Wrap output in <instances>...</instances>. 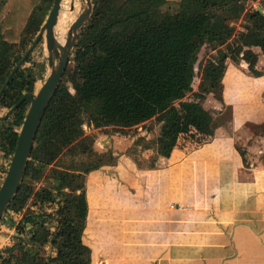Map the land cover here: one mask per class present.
<instances>
[{
	"label": "trees",
	"instance_id": "obj_1",
	"mask_svg": "<svg viewBox=\"0 0 264 264\" xmlns=\"http://www.w3.org/2000/svg\"><path fill=\"white\" fill-rule=\"evenodd\" d=\"M51 1L0 0V90L39 29L33 21L44 19ZM245 1L178 0V9L168 12L163 10L168 0H123L121 12L112 14L106 11L113 0H92L84 44L72 51L74 67L65 71L47 106L20 188L7 210L20 212L33 195L32 183L45 173L53 185L42 197L35 196L43 210L34 213L31 206V213L24 216L29 240L8 247L11 253L16 251L11 257L17 262L5 257L4 264H90V249L82 238L87 215L84 180L87 172L105 162L84 158L94 140L85 133L84 123L130 128L155 117L161 123L155 153L164 157L190 125L212 134V116L202 101L208 93L220 97L227 59L244 60L252 74H261L252 48L259 47L264 54V5L260 12L246 8ZM242 12L244 22L237 30L232 19ZM204 45L225 50L205 60L194 91L195 64ZM28 62L29 57L0 96V109H12L0 119V153L8 161L29 106V99L21 98L25 92L34 93L42 70L41 65L24 66ZM188 94L192 98L186 99ZM254 130L264 133V122ZM65 154L73 157L66 167H50ZM2 180L3 176L0 184ZM55 202L53 214H47Z\"/></svg>",
	"mask_w": 264,
	"mask_h": 264
},
{
	"label": "crops",
	"instance_id": "obj_2",
	"mask_svg": "<svg viewBox=\"0 0 264 264\" xmlns=\"http://www.w3.org/2000/svg\"><path fill=\"white\" fill-rule=\"evenodd\" d=\"M252 49L261 74L227 59L220 97L202 101L212 134L190 125L152 166L93 128V148L115 161L85 174L90 264H264V54ZM8 164L0 153V176Z\"/></svg>",
	"mask_w": 264,
	"mask_h": 264
},
{
	"label": "rangeland",
	"instance_id": "obj_3",
	"mask_svg": "<svg viewBox=\"0 0 264 264\" xmlns=\"http://www.w3.org/2000/svg\"><path fill=\"white\" fill-rule=\"evenodd\" d=\"M72 1V0H71ZM81 2V0H79ZM121 0H114L112 7L108 9L106 12L107 13H112V14H117L121 12V5H120ZM178 0H168L167 4L163 7L164 11L168 12H175L178 9L177 5ZM53 4V1H51V6ZM61 9L63 10H69V7L71 5V2H61ZM261 5H264V0H246L245 1V6L246 8L249 7H261ZM49 6V7H51ZM81 6V3H80ZM50 10V9H49ZM48 10V12H49ZM44 16V19L42 21L36 19L33 21L34 25H38L39 29L43 22L46 19V16ZM243 15L244 12L241 13V15L237 16L236 18L232 19V23L234 24L235 28L237 30H241L242 23L244 22L243 20ZM40 21V23H39ZM39 29L37 30L36 34L33 36V41L35 37L37 36ZM84 27L79 30V33L82 34L79 36L80 38L76 40L75 45L82 46L84 44L83 36H84ZM79 34V35H80ZM234 39V38H232ZM32 41V40H31ZM29 43L28 48L30 45L33 43ZM75 47V46H74ZM225 50L224 47H217L215 49H211L208 45H204L199 53H198V58L197 62L195 64V77L192 82V87L193 90L196 91L198 89V85L200 82V76H201V67L205 60L209 58L211 55H220L223 51ZM29 62L25 63L24 66H34L37 69L39 68V65L42 66V70L39 74V78L36 80L34 84V93L37 92L39 87L42 85L46 75L49 72V67L47 65V56H46V49L43 40H40L35 48L32 50V52L29 54ZM71 58V57H70ZM56 62V61H55ZM23 64V63H22ZM74 67L73 61L70 60L66 70H72ZM39 73V72H37ZM66 76V75H65ZM64 76V77H65ZM70 87V84H69ZM71 88V87H70ZM72 90V88H71ZM192 98V94H188L186 99ZM11 112L10 109H0V116L4 115H9ZM160 126L161 123H159L155 117L137 125L133 126L130 128H120L117 126H107L103 128H95L92 125L88 126L86 123L83 124V128L85 130V133H89L91 135H94V129H101L99 131H105L109 133H113L118 135L119 137L123 136L126 137L127 139L132 141V144L130 147L126 149V153L130 154L136 162L138 166H144L148 167L151 165L153 162L154 157L156 156V139L159 136L160 133ZM89 128V129H88ZM18 127V131H19ZM94 132V133H93ZM186 134H183L181 138H185ZM137 142V143H135ZM11 157V156H10ZM85 159L89 160L90 162H96L97 159H101V161L105 162V164L113 163L115 161V158L112 156V150L109 149L105 153H99L97 152L93 146L86 153V156L84 157ZM71 157L70 155H62L54 164H52L50 167L51 168H63L66 167L69 162H71ZM80 159V158H79ZM6 172V169L4 170V173L2 171V175L4 177ZM49 172V171H48ZM47 172V173H48ZM0 176V177H1ZM53 185L52 180L48 177V175L45 173L40 179L32 183V188H33V195H31V198H28L24 206L22 207L20 212H15L14 210H8L5 213V218L3 215V220L0 223V246L2 248H6V257L10 258V263L16 261V251L13 250L11 253L9 248L17 246L21 241L27 242L29 240V234L26 233L23 230V220L24 216L27 214L31 213L30 207L32 206L33 208L37 209L36 211H39L40 206L37 203L38 200L35 196L37 197H42V195L46 194L48 190H50ZM36 201V202H35ZM37 203V204H36ZM30 211V212H29ZM11 235V236H10ZM9 247V248H8ZM14 256V257H11ZM17 262V261H16Z\"/></svg>",
	"mask_w": 264,
	"mask_h": 264
},
{
	"label": "water",
	"instance_id": "obj_4",
	"mask_svg": "<svg viewBox=\"0 0 264 264\" xmlns=\"http://www.w3.org/2000/svg\"><path fill=\"white\" fill-rule=\"evenodd\" d=\"M82 10L69 27L66 42L59 46L54 35V26L57 22L62 0H53V4L41 25L33 43L25 52L24 56L11 71L0 90V96L3 89L11 79L14 71L22 65L40 40H43L46 49L47 65L49 72L46 75L40 89L36 93L25 92L21 99H29V106L25 113L23 123L18 131V138L15 149L10 157L5 175L0 184V222L6 213L12 199L18 192L22 179L25 174L27 163L30 159V153L34 144L35 136L47 109V106L54 96L60 81L66 71L67 65L74 46L76 44L78 32L89 21L93 12L92 0H81ZM74 1H71L70 7H74ZM256 9L262 12L261 7ZM56 61V62H55ZM12 110V109H11ZM7 116H0V119Z\"/></svg>",
	"mask_w": 264,
	"mask_h": 264
},
{
	"label": "bare ground",
	"instance_id": "obj_5",
	"mask_svg": "<svg viewBox=\"0 0 264 264\" xmlns=\"http://www.w3.org/2000/svg\"><path fill=\"white\" fill-rule=\"evenodd\" d=\"M73 1H74L73 8L69 7V10H63L60 8L57 22L54 26V35H55L56 42L59 46H63L65 44L69 27L72 24V22L76 19V17L78 16V14L80 13L83 7L82 1L81 2L79 0H73ZM63 2L64 3L71 2V0H63ZM80 3H81V6H80Z\"/></svg>",
	"mask_w": 264,
	"mask_h": 264
},
{
	"label": "built area",
	"instance_id": "obj_6",
	"mask_svg": "<svg viewBox=\"0 0 264 264\" xmlns=\"http://www.w3.org/2000/svg\"><path fill=\"white\" fill-rule=\"evenodd\" d=\"M56 207H57V203L55 202V203H53L52 204V206L50 207V208H48V209H46V213L47 214H49V215H51V214H53V212H54V210L56 209ZM37 209H35L34 208V210L32 211V212H34V213H39L40 211H42L43 209H39V211H36ZM8 211V210H7ZM6 211V212H7ZM45 211V210H44ZM4 218H5V214H4ZM4 218H2V220L4 219ZM1 223V222H0ZM54 224L55 223H53V224H51L50 225V227H49V229H54ZM11 236V235H10ZM29 238H30V235H29ZM5 257H6V252H5V250H4V248H2L1 246H0V264H4V259H5Z\"/></svg>",
	"mask_w": 264,
	"mask_h": 264
}]
</instances>
